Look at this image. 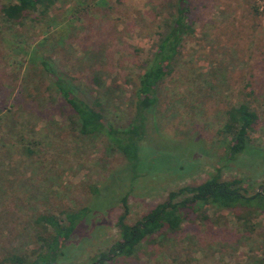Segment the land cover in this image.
Wrapping results in <instances>:
<instances>
[{"label":"rangeland","instance_id":"rangeland-1","mask_svg":"<svg viewBox=\"0 0 264 264\" xmlns=\"http://www.w3.org/2000/svg\"><path fill=\"white\" fill-rule=\"evenodd\" d=\"M76 1H57L41 24H12L1 11L9 0H0V264L37 248L38 215L64 218L90 204L94 187L101 195L57 264H90L118 239L124 194L131 224L170 191L216 173L240 179L248 194L264 193V0H190L194 33L183 37L174 70L159 86L142 142L148 173L131 185L125 158L104 137L79 134L74 113L28 52L49 38L40 48L57 61L56 71L84 88L97 74L101 87L93 91L104 117L126 124L139 65L156 51L177 0H88L68 23ZM61 25L65 41L56 37ZM240 102L259 115L250 140L262 157L227 156L220 128L227 105ZM202 208L218 220L193 215L176 235H158L112 264H262L264 212L244 222L237 219L242 210Z\"/></svg>","mask_w":264,"mask_h":264},{"label":"trees","instance_id":"trees-1","mask_svg":"<svg viewBox=\"0 0 264 264\" xmlns=\"http://www.w3.org/2000/svg\"><path fill=\"white\" fill-rule=\"evenodd\" d=\"M57 1L59 0H9L1 7V11L8 23L21 24L28 20L30 24H41L48 18ZM87 2L88 0H78L69 6L72 14L67 19L68 23L73 22V16ZM191 12L190 0H177L173 18L159 38L156 51L139 65L138 77L133 87L132 116L123 125L113 124L104 117L101 97L93 91L94 85L96 88L101 87L97 74L84 88L77 77L57 72V61L40 48L41 43L49 40L47 37L33 41L34 45L28 52L33 68L49 76L57 95L74 113L76 121L73 122L76 123L79 134L85 137H104L109 147L125 158L123 172L126 173L130 185L148 173L146 168L150 164H145L141 153L148 147L142 142L146 136L150 113L157 103L159 86L174 70L183 37L194 33ZM57 29L56 37L65 41L64 35L60 34L64 29L62 25ZM58 42L55 40L56 45ZM39 51L41 53L38 54ZM252 93L250 91L248 94ZM258 119V113L245 102L227 105L220 132L228 138L226 151L230 159L237 158L241 153L262 157V151L253 146L250 140V133ZM241 183L240 179L221 180L219 173H216L202 183L185 185L170 191L166 200L156 204L131 224L125 221L128 194H124L120 198L123 210L116 220L119 237L110 247L99 252L90 264H112L117 257L134 255L143 242H154L158 235H176L183 221L190 222L193 215L201 216L202 207L207 204L219 209L242 210V214L237 213V219L248 222L252 214L257 211L264 212V193L248 194ZM100 192L99 188L94 187L90 204L72 212H65L64 218L54 213L38 215L34 219L37 248L29 254H8L2 264H57L60 256L69 247L72 234L79 230V224L84 219L87 220L92 212V202L101 195ZM201 219L211 218L203 213ZM260 262L264 264V260Z\"/></svg>","mask_w":264,"mask_h":264}]
</instances>
